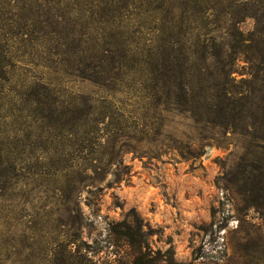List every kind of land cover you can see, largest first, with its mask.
Wrapping results in <instances>:
<instances>
[{"label": "trees", "instance_id": "16d2710c", "mask_svg": "<svg viewBox=\"0 0 264 264\" xmlns=\"http://www.w3.org/2000/svg\"><path fill=\"white\" fill-rule=\"evenodd\" d=\"M28 1L16 7L22 16L0 22L6 21L9 28L0 31V79L16 62L33 67L37 75L27 85L31 94L55 95V82L66 85L71 80L106 90L128 83L136 93L81 95L65 109L56 99L50 105L35 99L31 105L38 123L35 137L44 148L53 146L46 158L56 173L69 169L63 165L62 149L90 142L102 157L110 155L117 139L139 141V135L144 142L152 132L160 136L159 114L176 113L195 126L218 129L224 137L243 141V156L229 169L232 184L248 209L264 206V0ZM248 20L254 25L245 33L240 26ZM12 24L19 26L17 32L10 29ZM30 25L38 29L31 31ZM16 47L23 51L17 54ZM110 104L120 107L118 115ZM215 141L221 147L222 142ZM166 145L184 160L200 156L194 144L185 147L172 140ZM9 149L20 155L16 147ZM6 155L0 148V225L7 226V233L19 214L14 195H9L15 185L9 173L13 168H4L13 165ZM101 159H88L78 170L94 172ZM112 175L117 183L126 173ZM129 213L109 225L107 254L125 264H179L171 247L164 251L150 247L149 225L134 210ZM214 225L212 219L201 231L214 235Z\"/></svg>", "mask_w": 264, "mask_h": 264}, {"label": "rangeland", "instance_id": "374dc122", "mask_svg": "<svg viewBox=\"0 0 264 264\" xmlns=\"http://www.w3.org/2000/svg\"><path fill=\"white\" fill-rule=\"evenodd\" d=\"M20 1L0 0V22L22 16L16 8ZM253 25L248 20L240 27L246 33ZM8 29L6 21L0 23V31ZM10 29L17 32L19 26L12 24ZM29 29L36 31L38 26ZM32 68L12 62L0 79V148L13 164L4 168H13L9 173L15 190L9 195H14L19 214L18 221L9 223L7 233V226L0 225V264H125L124 259L107 254L111 248L105 246L110 240L109 225L131 215L130 210L149 225L150 247L161 251L171 247L179 264H264V206L248 209L232 184L233 172L229 173L243 156L239 137H224L220 130L195 126L183 115L163 113L159 114L163 122L160 136L152 132L144 142L139 135V141L117 139L115 151L103 157L90 142L80 143L79 148L72 145L61 150L68 172L56 173L52 160L46 158L53 146L44 148L35 137L38 123L33 101L50 105L56 99L65 109L66 103L81 95L136 93L128 83L106 90L71 80L65 86L55 82V95L31 94L27 85L37 76ZM110 105L118 115L120 107ZM172 140L185 147L194 144L200 156L184 160L167 148ZM215 140L222 142L221 147ZM10 147H16L20 155H12ZM91 158H102L101 165L81 174L78 169ZM116 171L126 175L114 183L112 173ZM212 219L214 235L203 233L202 226ZM27 245L32 249L25 251ZM195 256L200 259L193 261Z\"/></svg>", "mask_w": 264, "mask_h": 264}]
</instances>
